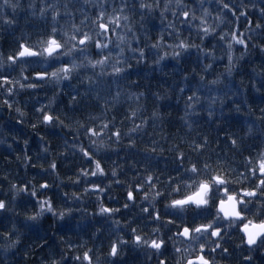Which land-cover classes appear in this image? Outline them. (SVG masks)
<instances>
[{"label": "snow or ice", "instance_id": "obj_1", "mask_svg": "<svg viewBox=\"0 0 264 264\" xmlns=\"http://www.w3.org/2000/svg\"><path fill=\"white\" fill-rule=\"evenodd\" d=\"M20 4L0 0V38L12 32L7 49L0 47V111L39 137L37 162L29 139L22 150L14 147L21 138L6 121L0 144L25 170L39 168L55 179L0 177V264H12L10 254L23 257L16 264H258L264 258V0H45L38 11L28 5L41 21L33 29L30 20L19 27ZM157 18L160 28L153 31L148 25ZM256 55L260 62H249ZM169 61L175 63L166 71ZM245 67L251 74L236 81ZM156 73L178 75L175 92L171 85L153 88ZM40 89L47 90L46 102ZM173 97L177 105L183 100V115L170 135L173 110L164 102ZM41 128L71 134L72 142L57 136L54 145ZM70 149L83 163L65 181L57 160ZM46 159L47 168L39 163ZM66 182L77 190H62L61 202L48 195ZM117 188L120 206H108L105 196L112 200ZM86 199L91 213L77 204ZM75 213L80 219L69 228ZM49 216L51 234L38 231ZM60 225L76 240L60 234ZM25 240L31 243L21 251Z\"/></svg>", "mask_w": 264, "mask_h": 264}, {"label": "trees", "instance_id": "obj_2", "mask_svg": "<svg viewBox=\"0 0 264 264\" xmlns=\"http://www.w3.org/2000/svg\"><path fill=\"white\" fill-rule=\"evenodd\" d=\"M52 0H47V3H51ZM62 2V0H61ZM236 2H239V0H236ZM29 3H35L36 7H37V11L39 10V8L41 6H44L45 0H21V4H20V8L17 9L16 12V18L19 22V27H23L25 24L26 20H30L31 23L28 25L29 29H33L36 25L40 24L41 21L39 19L38 16L36 17H32L30 16V9L28 8ZM206 6H208L206 4ZM213 8H215V4L213 3L212 5ZM9 14L11 15V10H9ZM79 13L77 14V23L79 22ZM253 18H256V15L254 14ZM63 22V21H62ZM241 23H243V21H241ZM150 28L153 29V31H156L160 28V23H159V19L157 18L156 20H151L149 22L148 25ZM19 30V28H17V31ZM243 27H241V31H243ZM185 35H187V33H185ZM12 37V32L11 30L8 33H4V36L2 38H0V47L7 49L8 44L7 41L11 40ZM143 39V37H142ZM213 41L210 39L207 43L211 44ZM217 54H220V48H217ZM192 55H195V51L193 50ZM249 62H256L259 63L260 62V56L256 55L255 57H249ZM174 61H169L168 62V66L165 69L166 71L170 70L173 66H174ZM185 63L188 64H195L194 61H185ZM226 63L225 61H217L216 65L214 66V70L213 73L209 75V79L213 78L214 72L215 71H223V64ZM198 67V66H197ZM142 71H144L142 69ZM250 71L247 67H245L244 71L242 73H239L236 77V81H238L239 79V75H244L245 79H247V76L250 75ZM135 78V77H133ZM152 81H153V88H156L158 86V84H163L165 87L171 85L173 88V92H175V88L176 85L174 83L175 81L179 80V76H175L172 78L169 77H165L159 73L154 74L151 77ZM234 81V83L236 82ZM161 91H163V89H160ZM223 90V89H222ZM47 90L46 89H40L38 91V96L39 98H41V96H45V92ZM50 94V92H49ZM249 96L251 101L254 104H259L260 103V98L258 96H252L251 95V89H249ZM26 97L24 95H22L20 97L21 102L23 103L25 101ZM154 97H149V102L147 104L148 107V111L150 112L152 109V101H154ZM29 102V108L31 107V103H33L34 101H28ZM46 102V101H44ZM141 103H144V101H141ZM165 105V110H167L169 107L173 110V120H172V126H169L167 128V132L171 135L172 133L176 132V127L177 125L181 124V121H179V116L183 115V100H181V103L179 105L176 104L175 102V97H173L172 100L170 101H165L164 102ZM120 111H123V108L120 109ZM219 111V110H218ZM0 138H4L5 136L8 135V133L5 131V121L7 122V129L8 131H11L12 134H17L19 133V136L21 138L20 143H17L14 145V147L19 151L23 149V139L27 138L29 139L30 142V154L33 155V162H37V157L34 155V150L37 149L38 144H39V137L36 135V133L28 127H23L21 125H17L15 123V121L11 118L8 117L7 113L5 111H0ZM241 119L238 116H234L233 120H239ZM139 122V121H137ZM204 131H208V126L205 125ZM66 131V130H65ZM40 134L41 135H45L47 134V136L49 138L53 139V143L54 145L57 143V141L55 140V137L57 136H61L63 138H66L69 143L72 142V135L68 134V135H64V133H62L60 130H46L41 128L40 129ZM180 134H183V129H181ZM212 135H215V131L212 130ZM83 139V137H81ZM158 138V137H157ZM145 140H147V137H145ZM8 142L12 143L11 140V136H8ZM85 145L87 144V141L85 140ZM15 155L16 153L11 151V150H6V145H2L0 144V177H2L4 175L5 172L9 173V179H12L13 181H17L20 179H30L31 177L35 176L37 177L38 180H48V181H53L55 179L54 176L51 175H45L39 168H31L29 167L27 170L24 169L23 165L21 162L16 161L15 160ZM120 155L123 157L125 155V153L123 151H121ZM8 156L9 160H11V163H8L5 161L4 157ZM116 157H113V159H115ZM123 163V161H121ZM39 163H43L44 167L47 168L48 166V160H43V161H39ZM83 163V161L80 158V154L77 153L75 156L71 155V149L69 150V154L66 157L60 158L57 160V165H58V171L61 175L62 178L65 179L69 177V176H74L76 173V170L78 168L79 165H81ZM161 166H163L161 164ZM131 174V173H129ZM5 186H6V182ZM62 190L63 191H76L77 188L69 183H65L61 188H56L53 187L51 189V191L48 193V195L52 196L54 200H56L57 202H61L63 200L62 197ZM118 197H120V191L117 188V191L115 193H113V199L112 200H108L107 196H105V203L108 206H113V207H119V199ZM122 198V197H120ZM94 199V198H93ZM77 204H79V206L84 207L87 206L88 207V211L89 213H91L93 211L94 205L92 203L91 200H85V202L83 204H80L79 202H77ZM77 204H73L71 206L76 207ZM80 213H75L74 214V218L72 220H70L68 222V227H72L75 225L76 220L80 219ZM54 226V222L53 219L49 216L48 218L43 219L39 226H38V231L40 232H44L47 231L49 232V234H51V230ZM60 234H65V235H70L72 236V239L75 241L76 240V236L72 235L71 231H68V228H66L64 225H60ZM86 238V237H85ZM0 243H3V241H0ZM29 243H31L30 240H25L24 243L20 246V250L23 251L25 249L28 248ZM5 259L4 254L2 252V250H0V261H3ZM7 259L12 262V264H16V262H22L23 261V257L20 255H9L7 257ZM31 260L34 261H38L39 260V256L37 254H33L30 257ZM129 259H134V257H129ZM258 260V264H264V258L261 257H257Z\"/></svg>", "mask_w": 264, "mask_h": 264}, {"label": "bare ground", "instance_id": "obj_3", "mask_svg": "<svg viewBox=\"0 0 264 264\" xmlns=\"http://www.w3.org/2000/svg\"><path fill=\"white\" fill-rule=\"evenodd\" d=\"M213 43V42H212ZM41 102H44V101H46V97L45 96H41ZM1 115V114H0ZM41 182H43V180L41 181ZM23 203V202H22Z\"/></svg>", "mask_w": 264, "mask_h": 264}]
</instances>
